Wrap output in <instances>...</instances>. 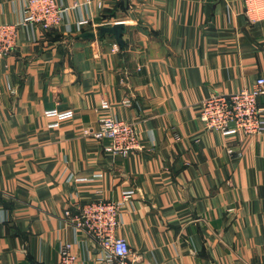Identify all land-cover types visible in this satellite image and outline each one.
<instances>
[{
    "label": "crops",
    "instance_id": "obj_1",
    "mask_svg": "<svg viewBox=\"0 0 264 264\" xmlns=\"http://www.w3.org/2000/svg\"><path fill=\"white\" fill-rule=\"evenodd\" d=\"M27 1L0 0L18 26L0 57V264H57L67 242L76 264H100L73 219L128 191L117 233L145 264H264V134L200 118L212 93L264 77V0H60L50 30L22 23ZM82 18V32L125 23L124 47L77 38ZM51 109L74 116L49 128ZM108 115L137 127V150L85 132Z\"/></svg>",
    "mask_w": 264,
    "mask_h": 264
},
{
    "label": "built area",
    "instance_id": "obj_2",
    "mask_svg": "<svg viewBox=\"0 0 264 264\" xmlns=\"http://www.w3.org/2000/svg\"><path fill=\"white\" fill-rule=\"evenodd\" d=\"M104 0H98L102 6ZM66 9L60 0H28L25 7L23 24H32L44 30L59 28L64 25ZM89 19L82 18L69 26L71 32H82L89 24ZM18 26L0 23V57L11 49L16 41ZM124 104L131 105L127 99ZM104 109L110 108L108 101L102 102ZM55 118L49 128H57L60 123L74 116L73 109H51L46 112ZM200 118L211 130L223 133L240 132L245 136L264 134V77L256 79L251 88H242L231 93H212L201 103ZM100 141H107L105 150L110 154L127 156L137 150L140 139L137 127L115 116H104L99 121V128L85 129ZM73 176H69L72 180ZM133 195L125 192L121 200H89L80 213L73 219L76 231H85L95 241L99 249L100 264H145L141 255L135 253L129 241L118 235L121 226V214L124 203ZM70 215V211H66ZM77 255L73 243H64L60 248V260L57 264H76Z\"/></svg>",
    "mask_w": 264,
    "mask_h": 264
},
{
    "label": "water",
    "instance_id": "obj_3",
    "mask_svg": "<svg viewBox=\"0 0 264 264\" xmlns=\"http://www.w3.org/2000/svg\"><path fill=\"white\" fill-rule=\"evenodd\" d=\"M125 28L126 26L123 22H117L111 26L101 25L99 26L96 32L84 31L80 35H78L77 38L95 39L97 36L103 37L105 34H111L114 36L116 43L121 47H124V41L122 36L125 31Z\"/></svg>",
    "mask_w": 264,
    "mask_h": 264
}]
</instances>
